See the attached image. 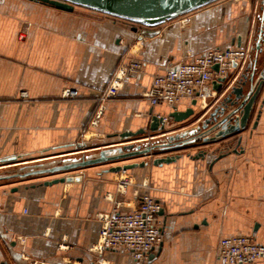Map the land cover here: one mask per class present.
Listing matches in <instances>:
<instances>
[{"label":"crops","instance_id":"obj_1","mask_svg":"<svg viewBox=\"0 0 264 264\" xmlns=\"http://www.w3.org/2000/svg\"><path fill=\"white\" fill-rule=\"evenodd\" d=\"M250 7L251 0H220L187 14L186 22L184 15L134 31L133 24L82 7L66 12L36 1L0 0V176L77 154L85 142L95 143L91 151L115 146L120 139L108 135L148 128L150 112L168 116L173 107L153 106L143 96L153 79L182 59L246 47L259 24ZM132 60L142 62V70L125 78L116 97L102 102L118 67ZM66 89L78 96L64 98ZM193 100L184 98L174 107L194 108L195 116L171 122L167 131L198 119L204 108ZM260 100L239 153H229L237 137H228L171 151L181 156L163 165L110 171L116 162L0 179V264H219L223 237L255 234L264 244V106L252 128ZM100 105L103 114L94 127L90 122ZM200 150L207 153L194 158ZM221 153L226 155L218 158ZM126 175L132 183L121 193L118 180ZM61 176L71 179L43 184ZM146 193L163 209L158 214L162 241L147 260L121 248L96 252L100 216L117 204L129 211Z\"/></svg>","mask_w":264,"mask_h":264},{"label":"water","instance_id":"obj_2","mask_svg":"<svg viewBox=\"0 0 264 264\" xmlns=\"http://www.w3.org/2000/svg\"><path fill=\"white\" fill-rule=\"evenodd\" d=\"M40 2L50 7L73 12L75 7H82L96 11L116 19L133 24V30L138 27L154 28L169 21L177 19L186 14L192 13L207 5L219 0H30ZM259 28L256 40L254 41V56L241 72L237 80L229 85V78L218 77L213 81V88L220 95L216 103L208 109L201 111V115L190 126L178 128L163 137L151 142H129L138 139L147 133L166 132L171 122H185L195 116L194 108L179 111L173 107L169 113V119L158 116L150 112L148 128L137 131H124L111 134L108 137H118L119 143L115 146L105 145L100 150H92L95 147L93 142H85L78 145L77 154L62 156L37 162L29 165H22L12 169V173L0 176V179L18 177L21 179L28 176H40L44 174L65 173L72 170L87 168L99 164L118 163L111 166L110 171L117 172L130 170L135 167L153 165H163L176 161L181 154H171L169 152L186 149L198 142H216L219 139L237 137L236 146L229 153H239L240 143L243 138V131L248 128L252 118L255 105L259 101V109L252 128L258 124L262 108L264 106V56L261 58L264 43V0H258ZM218 69V65L214 66ZM200 104L198 100H193V105ZM102 147V146H98ZM76 151V152H77ZM83 151V152H82ZM154 152L153 160L143 159L141 161L125 162L137 158H145L149 153ZM206 150H200L194 158L204 157ZM226 154H220L218 158ZM120 163V164H119ZM71 179L65 176L45 180L44 185H52ZM161 208L159 214H162ZM1 264H7L2 262Z\"/></svg>","mask_w":264,"mask_h":264},{"label":"built area","instance_id":"obj_3","mask_svg":"<svg viewBox=\"0 0 264 264\" xmlns=\"http://www.w3.org/2000/svg\"><path fill=\"white\" fill-rule=\"evenodd\" d=\"M257 17V16H256ZM182 21H187L183 19ZM254 39L246 47H226L212 49L193 59H182L171 66L166 73L156 76L143 96L149 99L153 106L166 104L174 107L184 98L199 101L204 109L213 106L220 95L213 88V81L218 77L229 78V85L233 84L254 55ZM218 65L215 70L214 66ZM143 64L138 60L121 64L114 74L107 90L100 97L104 102L116 97L124 85L127 76L142 70ZM78 92L66 89L64 98H76ZM26 97V93H22ZM205 102V103H204ZM103 114V106L95 111L90 124L97 126ZM165 120L169 116H164ZM166 132L149 133L129 142H151L165 136ZM80 153L77 151L74 153ZM146 158L153 160L154 152ZM132 183V177L122 176L118 180V191L124 193ZM120 204L109 213L100 216L102 222L99 242L93 247L96 252L103 253L109 248H121L130 252L138 261H146L151 250L162 241V228L158 214L162 205L149 193L141 196L136 206L129 211H120ZM219 264H247L264 259V244L258 243L255 234H238L220 239L218 244ZM31 264H85L79 262H32Z\"/></svg>","mask_w":264,"mask_h":264},{"label":"rangeland","instance_id":"obj_4","mask_svg":"<svg viewBox=\"0 0 264 264\" xmlns=\"http://www.w3.org/2000/svg\"><path fill=\"white\" fill-rule=\"evenodd\" d=\"M220 1V0H219ZM234 1H238V0H234ZM216 2H218V1H216ZM216 2H214V3H216ZM214 3H212V4H214ZM211 5V4H210ZM207 6H209V5H207ZM206 7V6H205ZM251 12L253 13V12H259V5H258V0H251ZM187 17H188V15L186 14L185 15V19H187ZM183 20V19H182ZM186 22V21H185ZM255 32H254V40H256V37H257V32H258V28H259V24L256 22L255 23Z\"/></svg>","mask_w":264,"mask_h":264},{"label":"bare ground","instance_id":"obj_5","mask_svg":"<svg viewBox=\"0 0 264 264\" xmlns=\"http://www.w3.org/2000/svg\"><path fill=\"white\" fill-rule=\"evenodd\" d=\"M205 103V102H204Z\"/></svg>","mask_w":264,"mask_h":264}]
</instances>
